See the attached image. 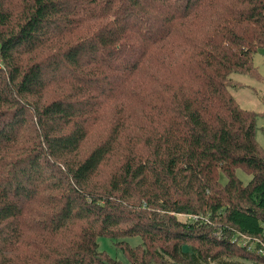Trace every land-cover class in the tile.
<instances>
[{
	"label": "trees",
	"instance_id": "16d2710c",
	"mask_svg": "<svg viewBox=\"0 0 264 264\" xmlns=\"http://www.w3.org/2000/svg\"><path fill=\"white\" fill-rule=\"evenodd\" d=\"M262 49L264 0H0V264H119L101 236L264 264L260 114L229 89Z\"/></svg>",
	"mask_w": 264,
	"mask_h": 264
},
{
	"label": "rangeland",
	"instance_id": "374dc122",
	"mask_svg": "<svg viewBox=\"0 0 264 264\" xmlns=\"http://www.w3.org/2000/svg\"><path fill=\"white\" fill-rule=\"evenodd\" d=\"M254 65L257 67L259 74L262 79L258 80L256 78L250 77L245 74L233 73L231 78H233L236 83L235 86H230L229 89L231 93L234 95L236 101L240 104V106L247 110H253L259 113V117L257 119V130H256V140L264 152V49L257 52L254 56ZM54 93H50L52 97ZM95 136L90 137V140L87 141L84 145V153H86L94 144ZM237 175L239 178L247 184L252 175L248 174L243 169L237 170ZM221 181L225 183L227 178L224 174L221 175ZM180 219L184 221H190L194 217L191 214H180L178 216ZM196 218V217H195ZM247 242H251L249 239H245ZM126 241L132 245L136 246L137 244L142 242L140 236H132L126 238ZM118 239L110 238L108 236H101L98 238L99 248L104 253V255L108 258H113L117 260L119 264H130L129 259L125 252L116 245ZM251 245V244H250ZM251 248V247H248ZM98 264H109V263H98ZM210 264H256L254 261L244 258L238 254L234 255H225L216 259L215 261H210Z\"/></svg>",
	"mask_w": 264,
	"mask_h": 264
}]
</instances>
